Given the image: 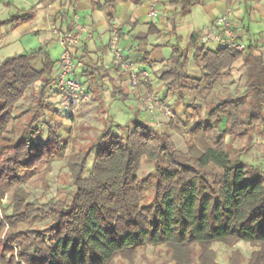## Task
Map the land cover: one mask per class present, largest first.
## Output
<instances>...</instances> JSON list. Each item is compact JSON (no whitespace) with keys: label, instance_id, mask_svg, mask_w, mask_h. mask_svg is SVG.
I'll return each instance as SVG.
<instances>
[{"label":"trees","instance_id":"obj_1","mask_svg":"<svg viewBox=\"0 0 264 264\" xmlns=\"http://www.w3.org/2000/svg\"><path fill=\"white\" fill-rule=\"evenodd\" d=\"M205 2L169 1L175 11L167 22L176 29L178 13ZM30 19L31 11L19 12L0 20V30ZM162 31L151 22L137 36L142 64L152 63L149 36ZM204 38L200 31L185 47L174 44L159 75L184 118L171 120L165 130L138 118L133 125L113 124L123 132L110 125L79 149L57 118L66 113L72 119L73 112L49 100L60 91L48 51L40 47L0 60V264H142L137 259L148 261L150 246L164 248L162 264H222L213 245L240 242L255 247L247 264H264V165L245 160L246 148L236 146L249 142L256 128L264 134V54L254 43L243 50L208 48ZM191 56L199 75L188 70ZM239 60L245 94L223 86ZM83 76L90 92L107 74L88 62ZM30 90L31 103L22 112L29 118L18 129L16 112ZM116 93L126 100L123 91ZM181 126L188 129L185 151L171 134L183 132ZM60 159L70 171L71 196L34 197L30 179ZM230 262L243 264L245 255L234 250Z\"/></svg>","mask_w":264,"mask_h":264},{"label":"rangeland","instance_id":"obj_2","mask_svg":"<svg viewBox=\"0 0 264 264\" xmlns=\"http://www.w3.org/2000/svg\"><path fill=\"white\" fill-rule=\"evenodd\" d=\"M37 1L40 0H0V20H6L10 16L23 12L29 9L31 6L35 5ZM207 0L205 5L195 6L190 13H178L176 17V29L172 28V25L167 22L164 24V32L159 34L150 35L147 41V50L151 51V59L155 60L158 57L163 59L158 63V69L153 74V80H149L151 88H148V83L146 88L139 89L138 87L132 90L130 93H127L126 100L121 97H115L111 99L109 97V90H113L112 84L108 78L102 82H106V85H102L99 82L94 86L93 90H90V101L76 107L73 112L74 118H68L66 113H62L61 116H57L58 120L63 122L61 131L64 135L69 137L70 143L76 148L79 149L80 146H87L95 140L98 135L103 131L104 128L112 125L115 131L122 133L123 130L119 126L113 127V124L127 125L128 123L135 120L133 112L131 111L132 105H139L143 108L144 112H147L143 107L142 95L151 93L152 95L167 101L172 106V115L166 116L163 114H157L154 116V119L151 121L160 130L168 129V124L171 120H176L183 117V108L182 106H177L174 102L175 98L171 95H165V88L163 82L159 79V75L165 70L166 59L172 53V46L176 43H179L182 47H185L188 42V38L204 29L206 25L210 22V14L214 16H221L225 6L229 5L227 0ZM234 7H241L242 12L245 9L244 0H237L233 3ZM105 12L111 17L115 15V4L106 6L104 8ZM227 10V9H225ZM244 14V24L251 28V34L253 36V41L257 42L262 36H264V14L259 12L252 13H243ZM250 14V15H249ZM159 15V14H158ZM100 14L95 17L98 18ZM49 19L46 16L45 10H38L35 17L29 22L23 24L32 29H39V32H30L27 34L20 33L19 28L14 31L11 30L10 25L3 26L0 30V40L3 44L0 47V59H4L7 56H10L15 53H25L36 50L40 47H44L53 61H55V70L59 67V62L63 53V46L53 35L51 30V24ZM217 21V20H216ZM233 21L234 27L237 29L238 24L236 25ZM53 25V24H52ZM167 25V26H165ZM127 29V27H126ZM9 30L10 33L5 32ZM141 31H144L143 29ZM146 32V31H145ZM145 32H140L139 29L133 32L136 35H141ZM177 36L179 38H177ZM255 39V40H254ZM161 45L157 49V45ZM214 45L209 43V46ZM110 47V46H109ZM192 55V54H190ZM192 58V56H191ZM138 66H142L137 63ZM37 67H40V64H37ZM188 70L190 73L199 75L201 72L199 63L191 59ZM244 68L242 67V61L239 60L236 62L235 67L232 71L230 77L224 79V85L226 88L239 87L243 94L245 88L243 87V74ZM151 78V77H150ZM84 81V78H81ZM84 83V82H83ZM136 90V91H135ZM223 90V88H221ZM32 90H30L27 95L22 99L20 107H18L16 114L19 116L18 123L16 127L18 129L23 128L25 122H27L29 115H24L22 112L27 110L29 104L31 103ZM55 95V94H54ZM52 96L49 100L51 102H59V105H63L61 98L58 95ZM246 97V96H245ZM243 97V99H245ZM187 102L192 101V97H187ZM51 116V114H50ZM134 120H131V119ZM150 123V122H149ZM133 124V123H132ZM121 125V124H120ZM183 132L172 131V139L176 145L182 149L186 150V140H187V128L181 126ZM170 131V130H169ZM75 142H74V141ZM237 147H245L246 152L244 154V159L249 162H254L257 164L264 165V134H262L257 128L254 130L253 136L249 142L242 140L236 144ZM70 149V148H69ZM93 161V157L90 159V164ZM150 166L144 165V171H150ZM27 189L31 190L32 195L41 200H46L51 197L57 198H69L71 192L74 190L72 183L71 175L69 168L67 166L66 159H60L53 161L50 168L43 167L39 170L38 174L34 175L27 184ZM10 201V193H7L6 198L4 199V204L8 205ZM46 222H40L37 226H44ZM213 247L218 252V260L222 264H231L230 256L234 250H240L242 254L245 255V263L251 252L255 249L248 242H240L233 247H227L222 244H214ZM145 256L148 257V261L139 256L137 262L142 264H162L166 260L164 255V248H156L150 246L145 252ZM116 264H128L122 259H118Z\"/></svg>","mask_w":264,"mask_h":264},{"label":"crops","instance_id":"obj_3","mask_svg":"<svg viewBox=\"0 0 264 264\" xmlns=\"http://www.w3.org/2000/svg\"><path fill=\"white\" fill-rule=\"evenodd\" d=\"M169 1L171 0H142L139 5H134L124 0H116V2L114 3L115 15L110 17L107 14V11L105 12L104 10V8L106 7L105 0H40L37 1V3L31 6L29 9L20 13L31 11L33 19L37 14V11L42 9L45 10L46 16L50 20L49 23L51 24V26L52 24H58L64 30H71L74 27V14L78 12V14L81 16V22L91 28V30L94 32V36L93 38H87L84 35L76 50L77 55L83 57L85 62V66L82 69H79L76 72V75L80 78L85 79V77L83 76V72L86 70L88 62L92 64L97 63L98 65H101L102 72L104 74H107V76L103 80L108 78L112 84L113 90H109L108 93L109 97L113 99L117 94L116 92L123 91L126 97L127 93H130L136 88H132L129 85L125 76H122L121 72L115 65L113 53L109 47L111 24L115 23L119 26L121 39L120 45L124 49L126 56L134 60L136 63L141 64V68L149 69L151 72L150 79L153 80V74L155 71H157L158 63L163 58L158 57V59L152 60L150 57V60L152 62L150 66L142 64L139 61L141 53L137 49V36L139 35H136L135 33L133 35V32L138 29L140 32H147L149 23L151 22L154 23L159 29H162V32L166 31L164 30V24H167V16L173 14L175 11L174 8L168 5ZM227 1L229 5H224L225 9L227 10L224 9L222 15L228 13L230 20L232 22L235 21L234 23L236 25L238 24L239 28H237V30L239 31V35L241 38L240 40L245 46L250 43H254L259 46V51L264 54V36H262L257 42L253 41L251 28L244 24L243 14L245 12H261L264 14V0H244V12H242L241 7L238 8L233 6V3H235L237 0ZM206 2L200 5H205ZM216 2H219V4H221L220 0H217ZM152 4H154L156 8V14L153 16L150 15V9ZM98 13L100 14V16L96 18L95 16L98 15ZM218 17L219 16H214L210 14L209 24L206 25V27H204V29H202L201 31L205 33L206 30H208L209 28H216V20ZM27 22L21 23L20 25L16 26L10 25V31H14L19 28L20 33L23 34H27L30 32H39V29H32L23 25ZM142 29L144 31H141ZM10 31L5 30V32L8 33H10ZM177 38L179 37L177 36ZM189 40L190 37L188 38V42ZM209 43H213L214 45L209 46ZM2 44L3 42L2 40H0V47H2ZM206 45L208 48H216L218 43L215 40H212L210 42H206ZM160 46V44L157 45L155 49ZM100 83L104 85L106 82L99 81V85ZM105 85V87L108 88L107 84ZM138 88L142 89L144 88V86H139ZM131 111L133 112V116L135 119L138 118L142 121H148L150 123L154 119L153 116L149 115L147 112H144L143 108H141V106L137 104L131 106ZM131 120L134 119L132 118ZM132 123L133 121L128 123L127 125H133Z\"/></svg>","mask_w":264,"mask_h":264},{"label":"built area","instance_id":"obj_4","mask_svg":"<svg viewBox=\"0 0 264 264\" xmlns=\"http://www.w3.org/2000/svg\"><path fill=\"white\" fill-rule=\"evenodd\" d=\"M156 14L154 4L151 5L150 15ZM53 35L63 46V53L56 70L55 81L59 87V96L66 110L74 112L76 107L90 101L91 94L80 77L76 75L79 69L85 66L83 57L77 55V48L85 35L87 38H93L94 32L86 24L81 22V16L76 12L74 14V27L71 30H64L60 25L53 24L51 27ZM215 40L218 45L230 47L236 50H243L245 45L239 39L238 33L225 13L217 18L216 28H209L205 32L204 41ZM120 29L117 24L110 26L109 46L113 53L115 65L120 67V72L125 76L132 88L144 86L150 80L151 72L147 68H141L137 63L126 56L124 49L120 45ZM142 95L143 107L151 116L163 114L172 115V106L166 100L147 93Z\"/></svg>","mask_w":264,"mask_h":264}]
</instances>
